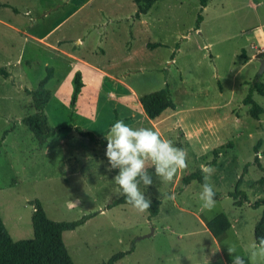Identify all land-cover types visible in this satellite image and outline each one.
Segmentation results:
<instances>
[{
    "label": "rangeland",
    "instance_id": "obj_1",
    "mask_svg": "<svg viewBox=\"0 0 264 264\" xmlns=\"http://www.w3.org/2000/svg\"><path fill=\"white\" fill-rule=\"evenodd\" d=\"M136 9L135 0H0V68L9 72L0 74V141L13 128L0 145V214L8 231L14 240L34 236L38 199L54 220L99 210L64 232L76 264L107 261L133 244L115 264H232L226 242L246 264H264L246 257L263 210L251 203L264 197V94L253 92L263 106L258 119L244 103L254 83L264 85V0H210L199 29L200 0H159L143 22ZM49 69L47 120L72 127L40 144L23 118L36 111L27 89ZM78 73L83 85L74 99ZM166 85L176 107L152 120L140 96ZM117 120L157 130L187 153V169L170 183L146 162L153 183L141 181L139 189L161 199L156 216L129 204L106 208L121 195L106 147L75 126L103 137ZM201 165L214 169L210 182L222 193L212 211L197 199V180L183 185ZM246 167L241 187L249 201L238 205L228 194ZM221 212L234 228L214 237L207 222Z\"/></svg>",
    "mask_w": 264,
    "mask_h": 264
},
{
    "label": "trees",
    "instance_id": "obj_2",
    "mask_svg": "<svg viewBox=\"0 0 264 264\" xmlns=\"http://www.w3.org/2000/svg\"><path fill=\"white\" fill-rule=\"evenodd\" d=\"M157 1L159 0H135L137 3L135 17L140 18L142 14L147 13ZM209 1L210 0H200L201 9L197 18V29L200 28V24L203 21L202 11L208 5ZM150 46L154 48L157 46H164V44L153 43ZM0 74L5 77L9 76V72L5 68H0ZM51 77L52 69H49L47 75L40 81L37 88L32 90L27 89V91L33 95L36 111L33 114L24 117L23 122L34 132L40 144L46 143L48 138L54 136L56 133L72 127L71 124L66 122L53 126L50 125L47 120L45 109L52 97V91L47 87V83ZM82 85L80 73H78L76 77L74 99ZM254 90L264 94V85L260 82L254 83L250 88L248 95L244 98V103L250 106V115L253 118L258 119L263 112V106L254 99ZM140 101L145 113L152 120L160 117L167 109H174L176 107L172 91L168 85L158 90L143 93L140 96ZM75 129L80 135L86 136L91 141L106 147L107 140L105 136L98 137L94 132L85 130L80 126H75ZM11 130H13V128L4 131L0 145H2V142ZM259 161V157L256 156L255 162L257 163ZM112 171L117 175L119 169H112ZM246 171L247 167L243 174L238 178L235 189L228 194L235 199V203L238 205H241L244 201H249L247 191L241 187ZM193 180H197L201 185L203 184V173L201 172V169L195 170L184 176L183 185H187ZM221 195V192L215 191L214 198L218 199ZM145 197L148 198L147 196ZM161 203V199H151V206L148 209L150 217L159 214ZM120 204H128L122 194L108 203L106 208L110 209ZM33 205L34 211L32 213V225L34 236L31 238L14 240L0 214V264H76L64 241V232L75 230L84 225L90 218L95 216L99 210L86 213L75 220H54L48 216L40 200H35ZM251 206L254 208L260 206L263 207L262 214L255 224V241H258L261 237H264V197L257 198L251 203ZM231 226V220L224 212L218 213L207 222V227L214 237H219L225 231L230 229ZM134 248L135 246L133 244L130 249L116 252L107 261L95 264H115L125 255L132 253Z\"/></svg>",
    "mask_w": 264,
    "mask_h": 264
},
{
    "label": "clouds",
    "instance_id": "obj_3",
    "mask_svg": "<svg viewBox=\"0 0 264 264\" xmlns=\"http://www.w3.org/2000/svg\"><path fill=\"white\" fill-rule=\"evenodd\" d=\"M105 138L108 170L119 169L114 180L126 202L138 213H144L151 206V199L146 198L139 189L141 181L145 186L153 183L146 170V162L150 161L156 176L165 183L172 182L178 170L188 167L185 150L162 138L157 130L144 127L134 129L123 120H117ZM201 172L204 182L197 199L203 210L212 211L216 207L215 191L210 182L214 169L210 165H201ZM164 198L174 199L175 195L164 194ZM226 245L229 255H233L232 264H246L245 255L239 254L235 244L226 242ZM246 257L250 262L257 258L264 260V237L249 246Z\"/></svg>",
    "mask_w": 264,
    "mask_h": 264
},
{
    "label": "crops",
    "instance_id": "obj_4",
    "mask_svg": "<svg viewBox=\"0 0 264 264\" xmlns=\"http://www.w3.org/2000/svg\"><path fill=\"white\" fill-rule=\"evenodd\" d=\"M209 4H210V1L208 2V5H209ZM208 5H207V6H208ZM51 6H52V3H51L50 5H48V7H51ZM207 6H206V7H207ZM206 7H205L204 9H206ZM204 9H203V10H204ZM136 10H137V9H136ZM150 10H151V9H150ZM150 10H149L147 13L142 14V15L140 16V18L143 17L142 20H140V21L143 22V19H144L145 16L150 12ZM135 12H136V11H135ZM204 18H205V16L203 15V20H204ZM137 19H139V18H137ZM144 93H145V92H144ZM142 94H143V93H142ZM142 94H141V95H142ZM142 109H143V108H142ZM47 141H48V140H47ZM46 143H47V142H46ZM88 174H89V173H88ZM88 176H89V175H88ZM229 219H230V218H229ZM231 223H232V222H231ZM207 228H208V227H207ZM233 228H234V225H233V223H232V226L230 227V229H233ZM230 229H228V230H230ZM154 231H155V229H154ZM225 232H226V231H225ZM225 232H224V233H225ZM221 235H222V234H221ZM221 235H220V236H221Z\"/></svg>",
    "mask_w": 264,
    "mask_h": 264
},
{
    "label": "water",
    "instance_id": "obj_5",
    "mask_svg": "<svg viewBox=\"0 0 264 264\" xmlns=\"http://www.w3.org/2000/svg\"><path fill=\"white\" fill-rule=\"evenodd\" d=\"M259 61L261 62V68L259 73V77H260V75H262V73L264 72V57L260 58ZM153 233H154V228L152 229V232L150 234H147L144 237L151 236Z\"/></svg>",
    "mask_w": 264,
    "mask_h": 264
}]
</instances>
